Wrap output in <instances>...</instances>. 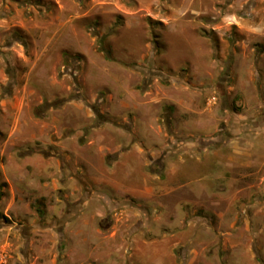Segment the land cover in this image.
<instances>
[{
  "label": "rangeland",
  "instance_id": "374dc122",
  "mask_svg": "<svg viewBox=\"0 0 264 264\" xmlns=\"http://www.w3.org/2000/svg\"><path fill=\"white\" fill-rule=\"evenodd\" d=\"M0 264H264V0H0Z\"/></svg>",
  "mask_w": 264,
  "mask_h": 264
}]
</instances>
